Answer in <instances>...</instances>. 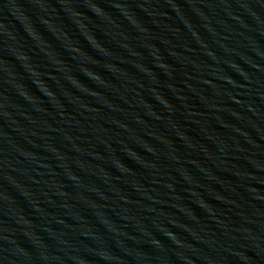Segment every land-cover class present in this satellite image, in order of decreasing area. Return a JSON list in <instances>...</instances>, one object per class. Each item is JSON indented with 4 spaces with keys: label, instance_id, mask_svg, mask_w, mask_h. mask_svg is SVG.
<instances>
[{
    "label": "water",
    "instance_id": "water-1",
    "mask_svg": "<svg viewBox=\"0 0 264 264\" xmlns=\"http://www.w3.org/2000/svg\"><path fill=\"white\" fill-rule=\"evenodd\" d=\"M0 264H264V0H0Z\"/></svg>",
    "mask_w": 264,
    "mask_h": 264
}]
</instances>
